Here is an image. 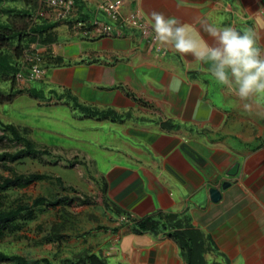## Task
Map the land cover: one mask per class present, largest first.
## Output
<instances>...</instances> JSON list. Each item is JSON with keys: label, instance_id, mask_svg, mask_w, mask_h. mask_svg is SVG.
Instances as JSON below:
<instances>
[{"label": "crops", "instance_id": "1", "mask_svg": "<svg viewBox=\"0 0 264 264\" xmlns=\"http://www.w3.org/2000/svg\"><path fill=\"white\" fill-rule=\"evenodd\" d=\"M74 3L71 14L45 20L56 24L47 31L54 41L34 46L47 68L33 83L44 98L39 106L29 100L34 109L24 122L43 133L34 129L36 115L55 133L46 139L61 156L42 146L53 159L50 173L91 203L94 228L85 242L86 235L73 241L85 243L94 264H264V101L246 111L208 64L157 44L150 18L154 10L179 18L208 44L196 17L250 29L264 53V0H122L110 4L116 21L103 12L106 0ZM138 14L147 35L127 24ZM94 18L109 23L111 34L75 27ZM122 214L142 228L131 229ZM199 241L205 251L193 254Z\"/></svg>", "mask_w": 264, "mask_h": 264}, {"label": "rangeland", "instance_id": "2", "mask_svg": "<svg viewBox=\"0 0 264 264\" xmlns=\"http://www.w3.org/2000/svg\"><path fill=\"white\" fill-rule=\"evenodd\" d=\"M37 5L36 0H2L0 4V23L11 24L14 28L25 31L27 29V21L17 13L22 9L30 8L34 14L36 12L33 11L34 6ZM22 13L19 12V14ZM69 16L65 19L69 18ZM109 20L113 19L109 17ZM34 21L33 24L35 25L42 23L45 19ZM29 25L31 26L32 24L30 23ZM1 33L2 30L0 29ZM17 45V40H13L9 44H0V51L14 57ZM26 46L28 45H24V47ZM19 58L20 54L17 55V60ZM30 87L37 88V85L24 81L13 84L11 79L8 77L3 79L0 75V120L2 122L13 124L18 128H28V125L24 126V122L26 120L29 121V109H34V107L29 106V100L39 101L35 104V106H39L40 98L30 95L27 91L15 93V89ZM30 117L34 123V129L41 128L43 133L37 134L33 131V128L31 130L28 128L30 131L23 128V134L28 136V139L38 149L55 145L49 144L46 139L47 135L55 136V133L52 130H49V132L42 127L44 125L38 123L39 119L36 115ZM34 119L36 120L34 121ZM30 126L32 127V125ZM48 129L57 128L49 125ZM3 132V128L0 126V135H3ZM58 139L59 135H57L56 140ZM24 148L26 146L22 142L12 139L10 133H8L7 138L0 142V153H19V157L15 159L0 160V180L4 177L12 176V173L20 176L41 173L47 175V177L41 181L30 182L23 187L11 186L7 189H0V210L16 208L20 203L30 205L33 199L39 196H42L46 202L43 201L38 207H33L31 213L26 210L22 211L15 218L11 225L12 228L7 231L4 230L5 233L0 236V251L7 254L22 255L28 259H47L50 264H94L93 260H89L87 254H84V252H88L84 242L88 239L89 232L94 228V224L89 223L93 221L91 220L93 217L89 215L86 208L91 205L89 199L87 197L81 198V189L74 186L75 184L72 185L63 181L59 184L56 181V177H53L54 174L50 173L53 168V159L47 153L31 155L28 152H20ZM49 149V152H51L55 148L49 147ZM53 153L55 156H61L62 154L59 150H54ZM73 162L71 160L69 164L72 165ZM85 235L87 237L85 239L82 238ZM190 235L198 237V233L196 234L195 232L189 233ZM180 236H183V233ZM186 236L185 239L188 241L190 238ZM74 237L75 239H84V242L77 245L78 242L73 241ZM199 247L200 241L198 245L193 247V254L198 255ZM189 250L192 249L189 248ZM203 251H205L204 248L201 249L200 253ZM189 255H192L191 252ZM196 260L197 258H191V263L189 264H199V260L197 262ZM185 262L188 264V260ZM209 263L211 264V261Z\"/></svg>", "mask_w": 264, "mask_h": 264}, {"label": "clouds", "instance_id": "3", "mask_svg": "<svg viewBox=\"0 0 264 264\" xmlns=\"http://www.w3.org/2000/svg\"><path fill=\"white\" fill-rule=\"evenodd\" d=\"M36 1L38 5L34 6L33 10L36 12L32 13L30 18H27L28 21H32V23L37 19H45L51 22L59 21L51 16L50 8H46L44 4L40 3V0ZM106 3H108V0H106ZM74 5L75 3H73L71 12ZM41 7L46 9V17L37 15V11ZM102 9L110 17L105 12L104 7ZM118 16L116 19L110 18L116 21ZM135 16L141 18L139 14ZM150 18L152 31L155 33L154 40L157 44L171 46L177 53L185 56L191 55L198 63L208 64L207 71L210 77L217 84L233 93L242 102V106L246 111L251 112L254 108L261 106V101H264V53H262L261 46L258 44L256 35L252 30L240 31L233 27H218L196 17L193 23L199 24L197 31L202 30L212 40V43L208 44L202 38L201 40L194 38L189 33L188 26L181 22L179 18L166 17L163 13L155 10L151 12ZM92 20L98 19L94 18L86 21ZM77 21L81 20H76L75 23ZM104 23L111 26L107 22ZM35 44L36 42L26 44L28 46L24 47L23 53L17 60L18 72L25 63L26 55L38 54L40 56V66L45 70V74L40 80L25 81L31 84L42 81L47 73L42 56L34 48ZM15 76V83L17 84Z\"/></svg>", "mask_w": 264, "mask_h": 264}, {"label": "trees", "instance_id": "4", "mask_svg": "<svg viewBox=\"0 0 264 264\" xmlns=\"http://www.w3.org/2000/svg\"><path fill=\"white\" fill-rule=\"evenodd\" d=\"M2 0H0L1 4ZM30 4V3H29ZM19 12H23L19 14ZM17 14L24 17L26 22L27 29L25 31H20L17 28H14L11 24H2L0 23V29L2 33L0 34V44H9V42L13 40H17L18 45L16 47L15 56L8 55L5 52L0 51V75L3 79L7 77L12 80V83L15 84V73L18 70L17 67V55H21L24 50V45L38 42V43H47L49 41H54V35L51 32H47L52 27H54L53 23H48L43 21L42 23L33 24L29 22L27 18L31 17L32 10L22 9ZM81 20V19H80ZM81 21H86L81 20ZM32 24L31 26L29 24ZM87 27V26H86ZM27 91L30 95L34 97H39L40 99L44 98V92L36 87L24 88V89H15V93H22ZM69 97V96H68ZM0 126L3 128V135H0V142H2L5 138H7L8 133L12 136V139L22 142L26 148L21 149L20 152H28L31 155H40L47 153L46 149H38L35 147L34 143L28 139V136L23 134V128H18L13 124L4 123L0 120ZM28 129V128H26ZM29 130V129H28ZM30 131V130H29ZM19 157L18 152H2L0 153V160L7 161L9 159H15ZM11 172H13L11 170ZM47 175L41 173H31L28 175H16L12 173L10 177H4L0 180V189H7L11 186L23 187L28 185L30 182L41 181L45 179ZM49 177V176H48ZM56 181L61 184V178H56ZM45 201L42 196H39L31 202V204H18L16 208H9L8 210H0V236L3 235L4 230L7 231L12 228V223L15 218L24 210L31 213L33 207H38ZM46 202V201H45ZM32 215V214H30ZM149 222H147L148 224ZM142 222H138L135 227H132L135 230H139L142 228ZM89 260H94V258H89ZM191 260V258L189 259ZM47 259H28L22 255L17 254H7L0 251V264H43L47 263ZM191 263V261L189 262ZM47 264H50L48 262ZM76 264V263H75Z\"/></svg>", "mask_w": 264, "mask_h": 264}, {"label": "built area", "instance_id": "5", "mask_svg": "<svg viewBox=\"0 0 264 264\" xmlns=\"http://www.w3.org/2000/svg\"><path fill=\"white\" fill-rule=\"evenodd\" d=\"M41 4H44L46 8H50L51 16L55 20H60L64 16H66L70 10L72 9L74 0H40ZM121 0H108V3L104 5L105 12L113 19H116L118 16V11L113 9L110 5L119 4ZM261 14L264 15V7L261 10ZM37 15L46 17L47 12L44 7H41L37 11ZM128 24L132 27L139 28L141 34L147 35L150 32V26L147 25L141 18L137 16H132L128 20ZM87 26V27H86ZM75 27L82 29L84 33H89L93 29H98L100 32L105 35H110L112 32V27L108 24L98 21H77L75 23ZM86 27V28H85ZM40 56L38 54L28 56L26 55L25 63L21 66L20 70L16 73V81H35L40 80L44 74L45 70L40 66ZM119 220L126 225H130L131 227H135L139 220L132 215L122 214L119 217Z\"/></svg>", "mask_w": 264, "mask_h": 264}, {"label": "water", "instance_id": "6", "mask_svg": "<svg viewBox=\"0 0 264 264\" xmlns=\"http://www.w3.org/2000/svg\"><path fill=\"white\" fill-rule=\"evenodd\" d=\"M236 169H237V165H235L234 167H232V169H231V171H230L229 174L234 175L235 172H236ZM225 184H226V183H225ZM225 184H224V185H225ZM209 192H210V195H211V199H212V201H217V200H219V198H220V192H219L216 188H211V189L209 190Z\"/></svg>", "mask_w": 264, "mask_h": 264}]
</instances>
